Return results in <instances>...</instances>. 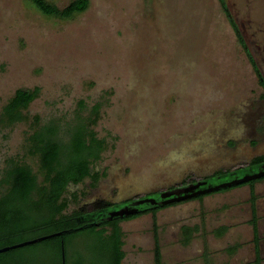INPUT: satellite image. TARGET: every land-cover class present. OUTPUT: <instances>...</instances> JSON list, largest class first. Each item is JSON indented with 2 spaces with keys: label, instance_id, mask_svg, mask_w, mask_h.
Masks as SVG:
<instances>
[{
  "label": "rangeland",
  "instance_id": "374dc122",
  "mask_svg": "<svg viewBox=\"0 0 264 264\" xmlns=\"http://www.w3.org/2000/svg\"><path fill=\"white\" fill-rule=\"evenodd\" d=\"M47 1L63 9L74 0ZM88 2L85 12L60 20L27 0H0V113L16 90L39 89L26 120L0 128V197L13 164L29 166L42 181L28 151L37 126L53 122L66 138L65 128L95 105L93 129L105 150L93 171L103 176L93 187L86 179L67 188L68 214L165 192L264 155V0H224L260 80L219 0ZM253 189L264 264V180ZM249 198L244 185L158 211L162 264H253ZM119 226L121 264H154L151 214ZM182 227L199 228L186 245ZM94 244L86 235L76 238L68 264L77 254L84 264H104L88 250ZM30 252L37 264H58L43 245Z\"/></svg>",
  "mask_w": 264,
  "mask_h": 264
},
{
  "label": "trees",
  "instance_id": "16d2710c",
  "mask_svg": "<svg viewBox=\"0 0 264 264\" xmlns=\"http://www.w3.org/2000/svg\"><path fill=\"white\" fill-rule=\"evenodd\" d=\"M27 1L41 15L60 20H70L74 16L85 12L89 4L88 0H74L65 8L59 9L47 0ZM219 2L235 32L239 44L245 49L247 58L260 80L255 63L246 50L241 35L227 12L224 0H219ZM260 84L263 86L262 81ZM38 93V88L16 90L12 98L2 108L0 128L10 127L25 121L26 115L24 111L36 99ZM82 106L83 103H80L81 108H83ZM98 118L99 105L93 106L86 117H81L78 114L76 120L65 128L63 135L66 138L62 137L60 127L53 122L48 125L37 126L34 129L28 138V151L29 154L38 159L39 172L42 175L41 182L38 181L37 175L33 173L29 166L13 164L6 170L3 182L7 187L5 193L0 197V248L28 241L30 239H27V237L37 232L45 231V236L46 234L57 232L65 233L59 237L1 253L0 264H37L33 259H30L29 254L38 245H43L46 251L53 253L58 264H62L63 249L64 262L68 264V247L76 238L82 235H86L95 241L93 248L89 247L88 250L91 249V251L99 253L105 260L104 264H121L125 254L122 250V232L119 224L146 214H151L152 216L153 261L154 264H162L156 213L166 207L183 202L169 205L144 204L138 207L136 214L113 218L112 220L107 219L110 211L125 206L130 207L133 202L142 198L130 199L119 204L100 202L96 207L91 208L89 212L75 209L69 214L66 213L68 202L63 196L67 188L70 185H79L86 179L92 181L91 185L93 187L100 177L103 176V174L100 175L93 171V165L101 159V155L105 150V141L97 138L93 129ZM263 166L264 155H261L252 158L246 166H237L230 170H219L201 180H185L179 186L189 185L197 181H205L207 184L222 183L240 177L239 174L241 172L250 173V171H257ZM262 180H264V177L211 193L224 192L244 185L250 186L251 220L249 225L252 228L253 235V264L262 263L256 211L257 196L253 189V185ZM159 195L160 192L145 197H154L159 200ZM204 196L207 195H201L193 199L200 200ZM198 229V227L181 228L184 245L189 242L192 234L197 232ZM227 230V227H220L214 230V235L222 237ZM237 248L238 246L230 247L228 252L233 253ZM73 264H84V259L80 254H77L76 262L74 261ZM204 264H209L207 259H205Z\"/></svg>",
  "mask_w": 264,
  "mask_h": 264
},
{
  "label": "water",
  "instance_id": "95a60500",
  "mask_svg": "<svg viewBox=\"0 0 264 264\" xmlns=\"http://www.w3.org/2000/svg\"><path fill=\"white\" fill-rule=\"evenodd\" d=\"M264 177V166L257 170L254 173H246L241 177L234 178L232 180L224 181L216 186L208 185L206 182H197L195 184H190L186 187L176 188L173 190L165 191L159 195V200L154 197H147L138 199L137 201L133 202L132 205L125 206L119 209L112 210L108 213L107 219L112 220L113 218H122L124 216L134 215L138 212V207L144 204L150 205H169L174 203H180L183 201H187L193 198H196L201 195H208L213 192H217L220 189L230 188L232 186H239L245 183H248L253 180H257ZM65 232H57L52 233L46 236L34 238L32 240L24 241L12 246H7L0 248V254L5 253L11 250H15L18 248L26 247L29 245H33L54 237L62 236ZM62 264L64 262V252L62 249Z\"/></svg>",
  "mask_w": 264,
  "mask_h": 264
},
{
  "label": "flooded vegetation",
  "instance_id": "af4514ba",
  "mask_svg": "<svg viewBox=\"0 0 264 264\" xmlns=\"http://www.w3.org/2000/svg\"><path fill=\"white\" fill-rule=\"evenodd\" d=\"M197 182H205V181H197ZM197 182H195V183H197ZM195 183H192V184H195ZM190 185V184H189ZM188 186V185H187ZM181 187H183V186H178V187H174V188H172V189H170V190H173V189H176V188H181ZM165 191H169V190H165ZM161 193H163V192H160V194ZM145 198H147V197H145Z\"/></svg>",
  "mask_w": 264,
  "mask_h": 264
},
{
  "label": "crops",
  "instance_id": "0c3cea01",
  "mask_svg": "<svg viewBox=\"0 0 264 264\" xmlns=\"http://www.w3.org/2000/svg\"><path fill=\"white\" fill-rule=\"evenodd\" d=\"M225 227V226H224Z\"/></svg>",
  "mask_w": 264,
  "mask_h": 264
}]
</instances>
